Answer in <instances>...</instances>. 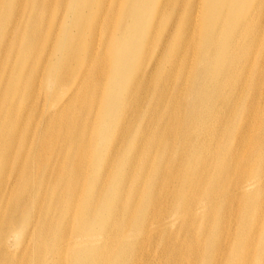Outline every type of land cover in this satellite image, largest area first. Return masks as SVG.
<instances>
[{
	"label": "bare ground",
	"instance_id": "obj_1",
	"mask_svg": "<svg viewBox=\"0 0 264 264\" xmlns=\"http://www.w3.org/2000/svg\"><path fill=\"white\" fill-rule=\"evenodd\" d=\"M264 0H0V264H264Z\"/></svg>",
	"mask_w": 264,
	"mask_h": 264
},
{
	"label": "rangeland",
	"instance_id": "obj_2",
	"mask_svg": "<svg viewBox=\"0 0 264 264\" xmlns=\"http://www.w3.org/2000/svg\"><path fill=\"white\" fill-rule=\"evenodd\" d=\"M262 65H264V64H262ZM263 80H264V76H261V77L259 78L260 84L263 82Z\"/></svg>",
	"mask_w": 264,
	"mask_h": 264
}]
</instances>
